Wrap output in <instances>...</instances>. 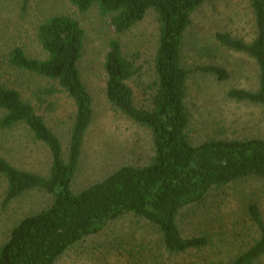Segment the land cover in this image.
I'll list each match as a JSON object with an SVG mask.
<instances>
[{"label":"trees","instance_id":"obj_1","mask_svg":"<svg viewBox=\"0 0 264 264\" xmlns=\"http://www.w3.org/2000/svg\"><path fill=\"white\" fill-rule=\"evenodd\" d=\"M79 12L96 7L110 21L116 38L108 43L104 70L108 101L133 122L147 128L153 155L143 166L124 165L79 192L71 183L80 160L82 144L92 120V100L81 79L78 62L82 57L85 31L80 21L67 14L41 22L36 39L43 56H29L20 46L0 55V64L53 82L49 93L63 91L73 100L75 114L67 155L58 136L47 126L20 92L0 83V128L23 125L36 141L48 149L47 176L20 170L0 157V175L6 180L4 205L25 192L42 189L52 202L41 211L21 219L0 247V264H54L68 248L102 230L126 214L142 217L161 235L165 250L183 254L204 249L206 236L184 237L176 217L185 206L201 202L213 189L247 177L264 182V138L211 139L194 145L186 128L185 84L194 72L228 78L218 65L186 68L181 62L184 33L191 13L208 0H68ZM26 8L29 0H21ZM255 37L248 43L228 32H218L216 41L254 59L258 68L255 91L231 88L227 96L264 108V0H251ZM153 10L159 24L154 58L156 80L149 108L137 107L127 81L136 73L123 54L118 36L129 31ZM248 216L258 237L248 249L227 264H256L264 255V219L259 207L250 204ZM226 264V263H225Z\"/></svg>","mask_w":264,"mask_h":264},{"label":"rangeland","instance_id":"obj_2","mask_svg":"<svg viewBox=\"0 0 264 264\" xmlns=\"http://www.w3.org/2000/svg\"><path fill=\"white\" fill-rule=\"evenodd\" d=\"M250 2L208 0L191 13L181 46L182 64L189 69L218 65L228 72L225 80L201 72L191 73L186 80V132L194 145L211 139L264 138V108L227 96L231 88L257 89V65L246 53L228 49L215 38L218 32H228L248 43L254 39ZM63 14L77 18L85 31L78 67L92 100V120L71 183L72 191L79 192L121 166L148 164L153 143L147 128L133 122L107 99L104 60L108 43L116 35L110 21L100 16L96 7L81 13L68 0H29L26 8L21 0H0V55L6 56L11 48L20 46L29 56H43L36 39L37 27L48 17ZM156 17L149 10L143 20L118 36L123 54L136 68L127 84L137 107L149 108L154 93L159 32ZM0 83L17 89L21 98L34 107L58 136L66 156L75 114L74 102L67 93H48L53 82L4 62L0 64ZM0 157L20 170L49 174L47 147L23 125L0 128ZM5 192L6 180L0 175V247L21 219L52 202L50 193L35 189L4 205ZM250 204L259 207L264 219V182L257 177L215 188L201 202L181 208L177 225L184 237L206 236L209 243L202 250L170 254L157 228L142 217L126 214L68 248L54 264H227L258 237L248 216ZM256 264H264V255Z\"/></svg>","mask_w":264,"mask_h":264}]
</instances>
